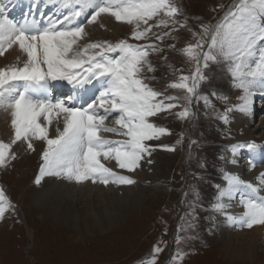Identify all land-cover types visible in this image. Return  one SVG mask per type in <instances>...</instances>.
I'll list each match as a JSON object with an SVG mask.
<instances>
[{"label": "snow or ice", "instance_id": "6c2138e0", "mask_svg": "<svg viewBox=\"0 0 264 264\" xmlns=\"http://www.w3.org/2000/svg\"><path fill=\"white\" fill-rule=\"evenodd\" d=\"M6 2L11 3V0H0V57L17 47L24 59L17 56L15 63L0 68V111L11 116L13 129L9 143L0 140V168L16 159L13 145L23 141L29 150L35 151L33 141H42L45 147L35 178L37 185L45 176L77 183L90 179L105 186L135 183L106 167L100 158L114 159L119 168L134 171L156 147L174 151V147L147 143L171 134L151 118L162 112L171 113L175 108L181 109L175 113L178 119L193 117V98L197 103L203 101L206 108H213L214 118L225 125L229 124L232 112L250 117L257 96L262 98L264 106V0H232L216 23L201 24L199 33L192 32L196 43L186 45L180 52L189 62H195L194 71L190 75H180L167 86L185 92L183 105L179 103L181 97L168 95L166 89L160 91L145 82L154 79L144 73L156 71L149 55L162 51L157 44H132L127 39L115 43L106 40L80 43L88 35L86 25L105 15L131 25L130 38L138 41L148 40L153 28L171 25V31L154 34L156 40L163 41L173 31L187 27V17L183 21L176 18L183 12L175 0H45V6L52 4L62 14L61 19L49 20L47 24L35 17H25L21 21L9 18ZM40 2L34 0V6ZM152 20L155 24L149 23ZM100 27H104L103 23ZM221 61L226 62L232 87L240 90L236 104H228L227 96L212 92L225 102L223 112L215 109L208 95L199 92L201 83L208 79L204 70L210 63ZM53 81L67 82L73 94L66 99H51L49 91ZM90 91H98V94L86 101L85 96ZM110 118L118 127L105 123ZM54 121L55 135H50ZM105 132L125 139L105 138L101 135ZM182 141L183 134L176 143ZM195 143L190 141L189 148ZM262 147L254 141L232 144L227 148L231 153L229 162L237 163L235 157L242 150L255 153ZM249 165L255 167L251 156ZM220 171L224 184L215 185L217 194L211 211L223 215L230 225L247 228L264 225V195L260 194L264 190V173L258 177L257 186L238 174L223 168ZM234 200L243 208L239 215L227 211ZM13 207L0 188V218ZM184 239L177 235V245ZM162 250L154 246L150 258L146 256L138 264H156ZM185 255L177 247L171 257L172 264H181Z\"/></svg>", "mask_w": 264, "mask_h": 264}, {"label": "rangeland", "instance_id": "374dc122", "mask_svg": "<svg viewBox=\"0 0 264 264\" xmlns=\"http://www.w3.org/2000/svg\"><path fill=\"white\" fill-rule=\"evenodd\" d=\"M175 3L183 12V15L176 18L183 21L187 17V27L173 31L171 36H165L163 41L156 40L154 34L171 31V25L168 28H153L148 40L139 41L130 38L129 29H122L115 34L99 26V31L104 34L103 41L115 43L127 39L132 44H157L162 51L150 52L149 55L156 71L144 73L154 79H146L145 82L154 89H166L168 95L181 97L179 103L183 105L185 92L167 87L180 75H190L194 71L195 62H189L180 49L188 44H195L197 38L192 32L199 33L201 24L216 23L232 0H175ZM7 15L15 20V16ZM50 16L52 15L45 16L44 19ZM155 22L149 21L150 24ZM189 28L192 31H189ZM170 45L175 47H169ZM204 74L208 79L201 83L199 92L208 95L215 109L223 112L225 102L213 96L212 92L231 98L234 91H239L232 87V78L228 74L226 62L210 63ZM61 82L67 84L65 81ZM67 89L70 90L55 92L51 99H66L74 91L68 84ZM191 108L195 115L188 119H178L175 113L181 109L175 108L171 113H159L158 120H152L158 126L167 128L171 134L165 135L168 136L167 142L151 145H167L175 150L168 151L156 147L155 152L148 156L152 162L145 164V170L151 169H147L145 173L141 172L145 176L141 175L138 179L135 171L127 170L131 175L121 172L127 177L133 174V185L138 186L116 184L113 189L117 191L115 195L123 197L129 186V189L132 188L130 193L136 190L140 195L139 200L135 202L137 206L130 202L121 212L107 204L106 198L100 192L85 187L66 188L65 191L73 192L70 198L73 200L61 203L60 209L63 210L64 206L69 204L67 208L73 217L69 225L57 223L52 218L55 207L51 201H44V211L33 205L31 196L46 190L41 183L38 186L35 183L33 187L39 172L35 154L26 152L25 159L16 156L7 167L0 168V188L14 206L0 218V264H138L142 258H150L153 247L157 245L163 250L159 253L156 264H172L171 257L175 255L177 247L186 253L181 264H264V238L252 246L245 244V247H250L247 251H243L244 247L241 251L234 250L236 253L232 251L226 255L223 247L225 249L228 243L232 248L238 247L243 238L216 242L217 239L210 233L208 211L215 202V185L223 182L220 169H224L225 160L222 162L220 157L228 155L227 148L231 141L233 142V137H225V132H221L222 128L218 124L222 121L214 118V109L206 108L203 101L197 103L193 98ZM115 115L114 113L113 116ZM258 118L260 116L255 117L250 128L256 126ZM111 119L109 120L113 123L114 120ZM52 127L55 129V121ZM181 134L183 141L177 144ZM101 135L109 136L112 140L125 139L113 133L105 132ZM0 140L4 141L1 134ZM192 140L196 143L189 148ZM109 192L112 193V190ZM91 200L97 202V209L105 210L106 213L95 222L90 216L78 215L81 211L92 213ZM105 205H109V208L106 209ZM41 212L45 213L43 219H40ZM122 214L124 218H121ZM250 229L244 227L239 231L247 232ZM235 234L237 233H233ZM177 235L185 238L179 246L176 243Z\"/></svg>", "mask_w": 264, "mask_h": 264}, {"label": "bare ground", "instance_id": "6f19581e", "mask_svg": "<svg viewBox=\"0 0 264 264\" xmlns=\"http://www.w3.org/2000/svg\"><path fill=\"white\" fill-rule=\"evenodd\" d=\"M6 13L9 15L15 16L16 21L17 20L21 21L25 17H28V18L35 17L42 24H47L49 20H52V19L62 18V14L57 12L56 6L52 4H47V6H45V0H41V2L35 6H34V0H11V3L6 2ZM49 15H52V16H50V18H47L45 20L44 17L49 16ZM100 23H103L107 32H110V33L116 34L122 29H129L130 31H132L131 25L117 22L113 17H109L105 15V16L100 17L97 22L91 25H86L85 31L87 32L88 35L84 38V40L80 41L81 44H84L87 42H95V41L104 40V34L101 31H99ZM17 56H21V60L24 59L22 54L19 52L18 48L13 47V49L6 52L4 56L0 57V68L10 65L12 63H15ZM228 74L230 73L228 72ZM65 84L64 82H61V81L51 82L50 91H49L50 98L51 96L55 95V92L57 91L65 92L63 90L65 89L66 91L70 90V89H67V84L66 85ZM88 87L89 89L93 88V86L91 85ZM96 87L98 88V85ZM239 93H240V90L238 92L234 91V96L231 98H228V103L230 104L239 103V101L236 99ZM93 94H98V91H96L95 93L90 91L85 96V100L86 101L90 100ZM261 99L262 98L260 96H257L254 98L253 113L250 117L240 112H232L229 114V117H230L229 124L225 125L223 122L221 124L218 123L219 126H221L222 128V129L220 128L221 132L223 131L225 132L224 135L227 139L229 138L232 139L233 137L232 139L233 142L231 141V144L229 145L236 144L239 142L254 141L257 144L264 146V106H262L261 104ZM159 115L160 114H158L156 117H152L151 120L153 119L158 120L157 118L160 117ZM256 116H260V118H258L256 126L255 127L253 126L254 128H250V126L252 125V121L255 119ZM10 121H11V116L9 114H6L0 111V134H1V137L4 138L5 143H9L13 136V129L11 128ZM105 123L108 126L115 125V123L114 122L111 123L110 120L106 121ZM50 135H55V131L53 127L50 128ZM218 136L220 137V135ZM167 137L168 136L164 135L159 140L148 141L147 143L151 145L157 142H163V141L167 142V139H166ZM105 138L110 139L109 136ZM33 144H34L35 151L29 150L27 148L26 143H24L23 141L18 142L17 144L13 145L12 151L16 154L17 157H21L22 159H25L27 153L32 152L31 154H35L37 156V159H38L37 164L39 165V168H40V165L42 163V160L40 157H41V153L45 145L42 141H38V140H34ZM230 156H231V153H228V155L225 156V159L223 160L221 159L222 162L225 160L224 161L225 163H223L224 170L229 171L234 174H238L243 180L250 182L253 185L259 186L258 177L260 176L261 173H264V147H262L261 149H258L255 153H249L247 151L242 150L241 153H239L235 157V159L237 160V163L235 164H232L229 162ZM250 156L252 157L255 167H251L249 165ZM150 159H151L150 157L146 156L144 159L140 161V166L134 170L137 179L140 178L141 175H144L147 169H151V168H146L145 170V164L148 163L147 161ZM100 160H101V163H103L106 167L111 168L113 171L116 170L117 171L116 173H118L119 175H123L122 173L131 175L129 174V172H127L126 169L123 170L119 168L114 159L104 160L103 157H101ZM141 172H144V173H141ZM129 178L130 179L132 178L133 180H135V177L133 174ZM33 183H34L33 184V187H34L35 181ZM40 183L43 184L44 187H46V190L44 193L41 191L40 193H35L33 196H31L33 205L41 209V211H44V201L45 202L51 201L50 203L53 204V206L55 207L53 208L55 212L52 214V218H54L57 223L68 224V225L71 223V220H72L71 218L73 217L71 211H69V209L67 208L69 204L65 205L63 210L60 209V206L62 205L61 203L65 201L67 202V201L73 200V199H70L71 196H73V192L65 191L66 188L85 187L91 190H95L96 192H100L103 194L104 198H106L107 204H111L112 206L116 207L118 212L119 211L121 212L122 208L128 207V204L130 202H132L134 206H137V203L135 202H137L140 197V195L136 193V190H134L131 193L129 192V190L130 191L132 190V188L129 189V187L138 186V185H133L134 183L127 188L128 191L123 193V197H119L115 195L117 194V191L113 189L116 188V184H107L105 186L104 184H101L99 182L93 183L92 180L90 179L82 183H77L74 180L69 181L65 178H58L55 176H45L42 178ZM223 184H224V181L221 182V185ZM76 186H81V187H76ZM104 188H107V189H104ZM119 188H123V187H119ZM110 189L112 190V193L109 192ZM260 194L264 195V190H262ZM104 202H105V199H104ZM96 203L97 202L95 200H91L90 207L93 208V211L91 214L88 213V211H81V212H78V215H84L83 217L90 216L94 220V222L97 221V219H101V216L105 215L106 213H104L105 210L97 209L95 207ZM104 207L108 209L109 205L108 207H106V205ZM227 211L233 215H239L240 213H242L243 208L239 205L237 200H234L232 202V207L227 209ZM208 214L210 216V220H209L210 221L209 228L211 230L210 233L214 238L217 239V240L215 239L216 242H219V240L220 241H230L231 239L236 238V237L243 238L242 244H239L238 247L232 248V245L230 243L227 244L228 246L225 249L223 247V251L224 250L226 251L224 252L226 253V255L227 253L232 252V251L236 253V251L234 250L241 251L245 247V244H249L252 246L253 244L257 243L261 238H264V225H259V224L254 225L250 229V231L240 232L239 230H242L244 227H239V226L228 224L223 215L213 212L211 211V209L208 211ZM40 215H41L40 219H43V217L45 218L44 212L43 213L41 212ZM121 218H124L123 214L121 215ZM245 230H248V229H245ZM233 233H237V234L233 235ZM246 248L247 247H245L243 251H247L250 249L249 246H248L249 249L248 248L246 249ZM249 252H246V253H249Z\"/></svg>", "mask_w": 264, "mask_h": 264}]
</instances>
